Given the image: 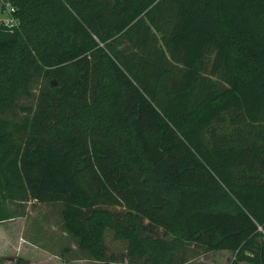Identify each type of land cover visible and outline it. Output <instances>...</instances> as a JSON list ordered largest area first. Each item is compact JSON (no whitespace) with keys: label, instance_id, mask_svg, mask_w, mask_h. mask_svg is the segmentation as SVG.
<instances>
[{"label":"trees","instance_id":"trees-1","mask_svg":"<svg viewBox=\"0 0 264 264\" xmlns=\"http://www.w3.org/2000/svg\"><path fill=\"white\" fill-rule=\"evenodd\" d=\"M7 2L0 222L33 199L75 259L264 264V0Z\"/></svg>","mask_w":264,"mask_h":264},{"label":"rangeland","instance_id":"rangeland-1","mask_svg":"<svg viewBox=\"0 0 264 264\" xmlns=\"http://www.w3.org/2000/svg\"><path fill=\"white\" fill-rule=\"evenodd\" d=\"M10 5L3 8L0 0V21L9 20ZM35 93V85L33 87ZM30 96L22 103L32 104L35 99ZM22 111L16 109L15 112L8 111L11 116H23ZM10 207L15 213L20 214L23 211L29 215L17 216V218L4 220L0 222V264H104L102 261L89 259H75L72 244L69 235H67L60 224V215L58 206H40L33 199L20 202H10ZM38 208L47 212L52 222L46 227V238L48 246L52 250L45 251L37 249L35 243L30 238L35 232V215L40 211ZM55 224V226H53ZM73 245V246H72ZM69 246V250L66 249ZM122 248H118L120 250ZM227 255H233L232 252H213L205 256L203 260H197L201 263L211 264H229ZM125 264V263H122Z\"/></svg>","mask_w":264,"mask_h":264},{"label":"crops","instance_id":"crops-1","mask_svg":"<svg viewBox=\"0 0 264 264\" xmlns=\"http://www.w3.org/2000/svg\"><path fill=\"white\" fill-rule=\"evenodd\" d=\"M40 217H41L40 213H37V214L35 215V218L40 219ZM15 218H17V217H15ZM15 218H12V219L14 220ZM42 223H43V222H42ZM50 223H51V221H50ZM50 223H46V222H44V226H43V228L46 229V227H48V225H50ZM53 226H55V224H53ZM35 247H36L37 249H43V250H45V251H48V246H45V247H44V246H40L39 244L35 243ZM221 251H222V252H231V251H228V250H213V251L204 252V253H202V254H200V255L194 257V258H191V259L188 261V264H206L205 261H204V263H201L200 261H197V260H203V258H204L205 256H208L210 253H213V252H221ZM232 256H233V255H232ZM232 256H231V255H227V258H228L229 263H230V261H231V259H232ZM211 264H214V263L212 262Z\"/></svg>","mask_w":264,"mask_h":264},{"label":"built area","instance_id":"built-area-1","mask_svg":"<svg viewBox=\"0 0 264 264\" xmlns=\"http://www.w3.org/2000/svg\"><path fill=\"white\" fill-rule=\"evenodd\" d=\"M1 1L4 2L5 0H1ZM8 5H10V9H9V11H10V13H11L12 11H14V7L11 6L10 2H7V7H8ZM6 22H7L10 26H12V25L15 24V21H14L13 18H9V20H7Z\"/></svg>","mask_w":264,"mask_h":264}]
</instances>
